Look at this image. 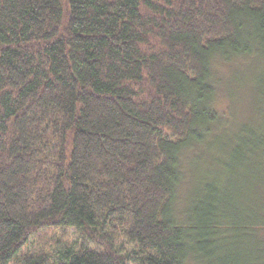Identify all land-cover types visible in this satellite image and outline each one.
Listing matches in <instances>:
<instances>
[{"label":"trees","instance_id":"obj_1","mask_svg":"<svg viewBox=\"0 0 264 264\" xmlns=\"http://www.w3.org/2000/svg\"><path fill=\"white\" fill-rule=\"evenodd\" d=\"M248 58L262 104L264 0H0V264H264V110L210 144Z\"/></svg>","mask_w":264,"mask_h":264},{"label":"rangeland","instance_id":"obj_2","mask_svg":"<svg viewBox=\"0 0 264 264\" xmlns=\"http://www.w3.org/2000/svg\"><path fill=\"white\" fill-rule=\"evenodd\" d=\"M216 67L214 75V83L217 89L216 107L224 117V127L221 129L220 133L211 140V142H213L210 144H214L215 139L217 140L221 135V141H219L218 146H227V144L232 142V133H235L239 128V124L251 119H255L257 122L263 119L261 118L260 111V107L264 110V97L263 103L261 104L263 92H261L260 89H256V81L261 76V69H258L260 67V62L255 58H248L240 61L236 59V61L234 60L229 63H218ZM191 154L192 153H186L187 159L184 162V171L186 175L190 173L191 176H195L197 172L192 170V165L195 167L198 164L199 156L198 159L192 158ZM220 158L223 159L225 157L220 153ZM202 160L203 162H201V165L208 163L206 157ZM191 176H185L184 179L182 192L180 193L175 208L178 216H181V209L184 208L187 202V191L193 187L191 185L193 183ZM245 196L247 197V195ZM61 241L71 245L80 246L83 244L95 248V246L89 242H83L78 232L74 228H70L40 232L39 235L30 239L28 245L24 247L23 252L31 253L45 251L51 254L53 253V247ZM118 243L124 251H129L133 247L124 239L119 240Z\"/></svg>","mask_w":264,"mask_h":264}]
</instances>
